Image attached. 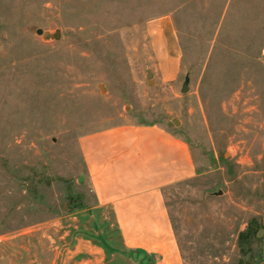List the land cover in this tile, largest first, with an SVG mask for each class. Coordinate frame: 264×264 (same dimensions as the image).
<instances>
[{
  "label": "rangeland",
  "instance_id": "rangeland-1",
  "mask_svg": "<svg viewBox=\"0 0 264 264\" xmlns=\"http://www.w3.org/2000/svg\"><path fill=\"white\" fill-rule=\"evenodd\" d=\"M128 122L191 147L164 192L184 264H264V0H0V264H157L95 208L79 146Z\"/></svg>",
  "mask_w": 264,
  "mask_h": 264
},
{
  "label": "crops",
  "instance_id": "crops-1",
  "mask_svg": "<svg viewBox=\"0 0 264 264\" xmlns=\"http://www.w3.org/2000/svg\"><path fill=\"white\" fill-rule=\"evenodd\" d=\"M79 146L95 208H112L125 247L184 264L164 192L195 177L189 143L166 126L128 122L87 133Z\"/></svg>",
  "mask_w": 264,
  "mask_h": 264
},
{
  "label": "trees",
  "instance_id": "trees-1",
  "mask_svg": "<svg viewBox=\"0 0 264 264\" xmlns=\"http://www.w3.org/2000/svg\"><path fill=\"white\" fill-rule=\"evenodd\" d=\"M73 201H77L73 199ZM262 227L261 221L258 217H253L249 220L248 225L245 230L239 233L238 239L241 248L244 251L251 249L252 243L259 239V232Z\"/></svg>",
  "mask_w": 264,
  "mask_h": 264
},
{
  "label": "water",
  "instance_id": "water-1",
  "mask_svg": "<svg viewBox=\"0 0 264 264\" xmlns=\"http://www.w3.org/2000/svg\"><path fill=\"white\" fill-rule=\"evenodd\" d=\"M36 33L44 40L45 42L51 41V40H58L61 36V32L59 29L55 30H44L42 28H38L36 30ZM151 70H148V76H151ZM189 76H186L184 85H183V92H186L189 88Z\"/></svg>",
  "mask_w": 264,
  "mask_h": 264
}]
</instances>
